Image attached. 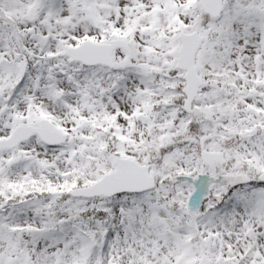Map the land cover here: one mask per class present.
<instances>
[{
  "label": "snow or ice",
  "instance_id": "obj_1",
  "mask_svg": "<svg viewBox=\"0 0 264 264\" xmlns=\"http://www.w3.org/2000/svg\"><path fill=\"white\" fill-rule=\"evenodd\" d=\"M0 264H264V0H0Z\"/></svg>",
  "mask_w": 264,
  "mask_h": 264
}]
</instances>
